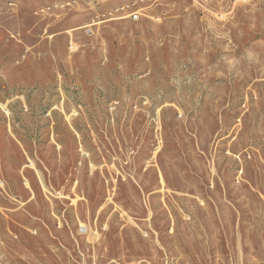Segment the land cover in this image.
Returning a JSON list of instances; mask_svg holds the SVG:
<instances>
[{"label": "rangeland", "instance_id": "374dc122", "mask_svg": "<svg viewBox=\"0 0 264 264\" xmlns=\"http://www.w3.org/2000/svg\"><path fill=\"white\" fill-rule=\"evenodd\" d=\"M0 264H264V0H0Z\"/></svg>", "mask_w": 264, "mask_h": 264}, {"label": "built area", "instance_id": "2783aa9c", "mask_svg": "<svg viewBox=\"0 0 264 264\" xmlns=\"http://www.w3.org/2000/svg\"><path fill=\"white\" fill-rule=\"evenodd\" d=\"M133 20H138L139 19V15L138 14H132L131 16H130Z\"/></svg>", "mask_w": 264, "mask_h": 264}]
</instances>
